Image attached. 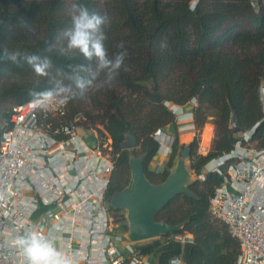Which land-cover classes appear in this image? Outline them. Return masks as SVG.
I'll list each match as a JSON object with an SVG mask.
<instances>
[{
	"label": "trees",
	"instance_id": "trees-1",
	"mask_svg": "<svg viewBox=\"0 0 264 264\" xmlns=\"http://www.w3.org/2000/svg\"><path fill=\"white\" fill-rule=\"evenodd\" d=\"M81 4L105 18L102 32L109 59L124 52V64L115 80L67 47L71 5ZM0 50L19 52L17 61L0 67V103L12 106L39 99L30 93L52 90L66 95L71 116L82 114L90 126L112 139L115 169L106 192L112 196L131 180V155H146L144 169L153 184L166 180L184 145L178 135L163 171H152L160 150L153 134L177 120L167 104L187 106L194 99V124L201 129L210 118L215 139L206 156L198 142L190 143V166L197 177L214 158L231 151L238 134L259 124L255 147L264 149V5L252 0H0ZM38 55L52 62L49 74L38 77L25 57ZM83 81L85 88L77 87ZM12 108V107H11ZM11 110V109H10ZM10 110L1 113L0 138L8 129ZM137 137L139 150H123L126 134ZM223 181L209 173L190 186L196 198L177 195L156 216L157 221L182 230L140 246L153 264H169L183 255L187 264H236L240 244L227 226L209 214L210 199ZM110 211L115 234L128 230L122 210ZM190 234L193 242L169 239Z\"/></svg>",
	"mask_w": 264,
	"mask_h": 264
},
{
	"label": "built area",
	"instance_id": "built-area-1",
	"mask_svg": "<svg viewBox=\"0 0 264 264\" xmlns=\"http://www.w3.org/2000/svg\"><path fill=\"white\" fill-rule=\"evenodd\" d=\"M252 1L256 9L264 5V0ZM261 93L264 99L263 86ZM189 105L187 113L185 106L167 104L176 120L193 118L197 99ZM6 125L0 138V264H27L16 240L32 233L51 239L73 264H153L140 243L114 233L106 201L117 161L112 139L82 114L72 117L68 96H53L39 107L31 101L14 105ZM258 125L239 133L234 148L198 176L223 177L209 214L239 241L236 264H264V149L253 143ZM153 138L160 151L171 153L174 136L159 128ZM169 239L193 242L187 233ZM169 264L187 263L181 254Z\"/></svg>",
	"mask_w": 264,
	"mask_h": 264
},
{
	"label": "water",
	"instance_id": "water-1",
	"mask_svg": "<svg viewBox=\"0 0 264 264\" xmlns=\"http://www.w3.org/2000/svg\"><path fill=\"white\" fill-rule=\"evenodd\" d=\"M9 55L0 50V67L2 63L11 61L7 58ZM189 145L190 143L184 144V149L181 155L176 157L168 177L160 184H153L146 177L144 169L146 155L130 156V183L125 189L115 193L109 202L111 208L124 212L128 230L120 234L123 239L140 243L155 240L184 228L185 223L172 225L165 221H157L156 216L177 195L184 194L196 198L190 190V186L198 178L192 174L187 165V160L190 158ZM121 148L129 151L137 149V137L132 133H127L126 141Z\"/></svg>",
	"mask_w": 264,
	"mask_h": 264
},
{
	"label": "clouds",
	"instance_id": "clouds-1",
	"mask_svg": "<svg viewBox=\"0 0 264 264\" xmlns=\"http://www.w3.org/2000/svg\"><path fill=\"white\" fill-rule=\"evenodd\" d=\"M105 22V18L99 13L95 11L90 12L87 7L81 4H72L71 27L65 31L67 47L78 52L87 60L95 59L98 69L108 70L110 78L115 80L118 70L124 64L126 54L121 52L116 55L114 60L109 59L108 50L104 44L105 36L102 32V25ZM19 55V52H15L7 58L15 63ZM25 59L36 76H48L52 66L50 59H41L38 55L26 56ZM77 87L83 90L85 88L84 82L78 81ZM30 95L40 97L39 99L34 98L31 101L32 107H39L44 101L50 100L53 97V91L32 92ZM16 244L22 249L27 264H73V261H70L67 256L54 247L51 239L40 238L36 233L18 237Z\"/></svg>",
	"mask_w": 264,
	"mask_h": 264
},
{
	"label": "rangeland",
	"instance_id": "rangeland-1",
	"mask_svg": "<svg viewBox=\"0 0 264 264\" xmlns=\"http://www.w3.org/2000/svg\"><path fill=\"white\" fill-rule=\"evenodd\" d=\"M191 106V105H187V107L185 106V110L184 112H187L189 111L188 107ZM12 107V103H9V102H6V101H3L0 103V117H1V113H4V112H8ZM169 107V106H168ZM187 110V111H186ZM192 111V110H190ZM1 119V118H0ZM186 120V121H185ZM212 121V118H210L208 120V122L201 128L199 129L195 124H194V120L193 118H185L184 121L183 120H177L176 124L173 125H168L165 129V131L171 135V136H175L176 134L178 135V139H179V143L180 145H184L185 143H192L194 140H197L198 142V148H197V154H200L202 151H206V149H204L202 146H201V136H202V133H203V130L205 128L206 125H211L212 128H213V139L211 141V144L210 146L208 147L207 151L209 152L211 150V147H212V144H213V140L215 139V135H216V128H215V125L211 122ZM191 122V124H190ZM185 124V125H183ZM189 125L190 127L188 128ZM183 126V127H182ZM187 132H191L193 133L189 138H185L183 136V134ZM100 135V134H99ZM184 140H187V142H184ZM135 150H139V146L137 149ZM202 154V153H201ZM208 154V153H207ZM205 155V154H203ZM136 156H140V155H136ZM180 156V155H179ZM169 160V154L166 155L164 152L160 151L156 154V156L153 158V160L151 161L149 167L152 171H157V172H160L162 171L163 168L167 167V162ZM176 160V159H175ZM187 165H188V168L190 169V171L192 172V174H194V176L196 178H198L199 180V177H197V175L194 173V171L191 169V166H190V161L187 160ZM202 173H206V170L202 169ZM116 224H115V218H114V223H113V227H115ZM192 236V235H191ZM159 239V238H157ZM152 240H149V241H145V242H140L139 245H143V244H149L151 243Z\"/></svg>",
	"mask_w": 264,
	"mask_h": 264
},
{
	"label": "bare ground",
	"instance_id": "bare-ground-1",
	"mask_svg": "<svg viewBox=\"0 0 264 264\" xmlns=\"http://www.w3.org/2000/svg\"><path fill=\"white\" fill-rule=\"evenodd\" d=\"M186 108H184L185 110ZM187 111V110H186ZM184 121V120H183ZM186 121V120H185ZM191 124V122H190ZM185 125V124H183ZM188 128L190 127L189 125H187ZM183 127V126H182ZM185 133V132H184ZM193 133L191 132H187L185 134H183V136L185 138H189ZM213 139V128L211 125H206L204 130H203V133H202V136H201V146L204 148V149H208V147L210 146L211 144V141ZM184 142H187V140H184ZM201 154V153H200Z\"/></svg>",
	"mask_w": 264,
	"mask_h": 264
},
{
	"label": "crops",
	"instance_id": "crops-1",
	"mask_svg": "<svg viewBox=\"0 0 264 264\" xmlns=\"http://www.w3.org/2000/svg\"><path fill=\"white\" fill-rule=\"evenodd\" d=\"M164 170V168L162 169V171Z\"/></svg>",
	"mask_w": 264,
	"mask_h": 264
}]
</instances>
